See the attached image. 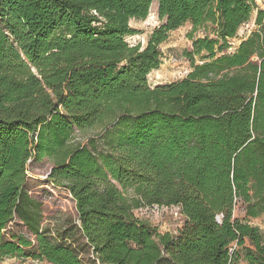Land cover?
Segmentation results:
<instances>
[{"label": "trees", "instance_id": "trees-1", "mask_svg": "<svg viewBox=\"0 0 264 264\" xmlns=\"http://www.w3.org/2000/svg\"><path fill=\"white\" fill-rule=\"evenodd\" d=\"M155 2L162 25L145 48L131 46L130 22L147 20ZM255 11L257 29L234 45ZM188 23L206 30L190 35L192 72L152 87L161 46ZM45 160L47 181L76 202L88 264H264V233L250 223L264 215V9L257 0H0V264H87L71 230L43 225L27 189L28 165ZM155 205L180 206L177 234L135 217ZM17 221L28 235L7 238Z\"/></svg>", "mask_w": 264, "mask_h": 264}, {"label": "rangeland", "instance_id": "rangeland-1", "mask_svg": "<svg viewBox=\"0 0 264 264\" xmlns=\"http://www.w3.org/2000/svg\"><path fill=\"white\" fill-rule=\"evenodd\" d=\"M257 7L264 9V0H257ZM257 12L255 11L248 24L242 26L238 33V37L233 40L235 45H238L242 40L249 37V35L257 29L255 25V18ZM158 17V4L153 3L149 17L145 21L132 20L130 25L133 29L137 30L139 34L133 37H128L127 42L131 46L141 45L143 48L147 46L148 40L153 31L162 25ZM206 30L203 28L193 31L190 23L186 24L183 28L170 34L166 43L161 46L162 65L158 70L153 71L149 76V83L152 87L158 85H168L186 79L192 72L191 64L185 57V52L192 50V40L203 38ZM198 61L200 58L197 59ZM99 131H94L88 135H79L77 141L86 142V138L98 134ZM51 164L45 160L38 163H30L28 165V183L27 189L30 195L39 200L43 207V225H49L56 231L61 233L65 230H71L70 240L74 243L75 247L81 252L82 260L85 263H93L94 259L84 247V239L79 234L78 219L76 202L71 198L72 196L68 191L54 187L47 181V176L50 172ZM234 216L243 220L245 214L243 207L238 205ZM149 223L158 227L162 233L177 234L182 228V221L175 219L170 214H152ZM184 222V221H183ZM251 225L258 227L264 233V215L256 220L250 221ZM163 226V227H161ZM23 233L28 235L25 227L17 222L12 223L5 235L9 238L12 234ZM73 238V239H71ZM249 245V243L247 244ZM1 264H49L39 260L32 259H6ZM237 264H247L244 260H238Z\"/></svg>", "mask_w": 264, "mask_h": 264}, {"label": "built area", "instance_id": "built-area-1", "mask_svg": "<svg viewBox=\"0 0 264 264\" xmlns=\"http://www.w3.org/2000/svg\"><path fill=\"white\" fill-rule=\"evenodd\" d=\"M71 198L73 199V197H71ZM160 213L161 214H170L175 219L182 221V224H183L184 216L181 212L180 206L173 205V206L167 207V206L155 205V206H151V207H142V208H139V209L134 211V215L137 219L147 221V222H149L150 218H152L151 217L152 214L159 215ZM217 220H218V222L221 223L222 216H218ZM161 227H163V226H161Z\"/></svg>", "mask_w": 264, "mask_h": 264}]
</instances>
